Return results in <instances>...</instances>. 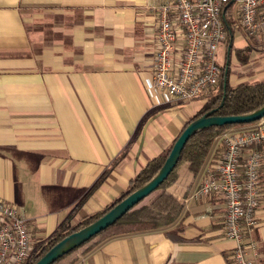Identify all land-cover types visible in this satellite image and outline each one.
Masks as SVG:
<instances>
[{"label":"crops","instance_id":"1","mask_svg":"<svg viewBox=\"0 0 264 264\" xmlns=\"http://www.w3.org/2000/svg\"><path fill=\"white\" fill-rule=\"evenodd\" d=\"M162 2L0 0V198L22 209L36 243L114 204L205 106L209 94L180 101L154 84ZM227 35L218 61L231 86L264 82V36L236 27ZM223 135L197 176L184 164L168 188L184 207L172 227L181 224V242L163 230L118 236L77 264H232L224 199L194 198L224 151ZM260 174L264 183V165ZM256 216L264 264V195Z\"/></svg>","mask_w":264,"mask_h":264},{"label":"built area","instance_id":"2","mask_svg":"<svg viewBox=\"0 0 264 264\" xmlns=\"http://www.w3.org/2000/svg\"><path fill=\"white\" fill-rule=\"evenodd\" d=\"M226 12L248 38L264 36V0H163L157 9L153 70L161 95L193 101L216 90L222 75L218 52L228 38ZM222 143L223 153L194 198L222 197L224 232L236 243L232 264H260L255 229L264 195V118L230 129ZM44 243L34 240L22 209L0 198V264H28Z\"/></svg>","mask_w":264,"mask_h":264},{"label":"trees","instance_id":"3","mask_svg":"<svg viewBox=\"0 0 264 264\" xmlns=\"http://www.w3.org/2000/svg\"><path fill=\"white\" fill-rule=\"evenodd\" d=\"M224 22L227 32L228 30H233L235 27L228 12L224 15ZM226 66V64L225 66H221L222 75L218 87L209 94L203 109L189 123L186 124L183 131L186 130L193 121L200 119L208 113H213L212 115L216 117L240 116L252 113L264 106V82L241 84L233 87L229 82V74L227 73L228 71ZM222 102L224 103L221 106ZM216 109L217 111H215ZM239 126L247 125L211 127L198 132L188 141L184 151L182 152L178 165L159 188L136 204L115 225L94 236L88 242L72 250L53 264H77L81 257L89 255L107 240L123 235L163 230L165 231L164 236L167 239L173 242H181V240H183L181 238V224L174 228L172 227L178 222L184 207L169 194L168 188L177 183L179 170L184 164H189L190 171L197 176L203 168L215 140L222 136L226 131ZM173 146L160 156L150 161L130 182L129 190L123 193L114 204L106 207L101 212L80 221L76 226L64 225L60 227L55 234L47 240V242L42 244V248L38 247V251L40 250L39 253L36 251L31 256L28 264H36L53 247L65 238L93 224L131 194L152 181L162 169ZM126 153L127 151H123L119 155V157L111 165V168L107 169V171L99 178L97 183L89 191L87 197L94 193L101 186V184L105 182L112 167L122 161L126 157ZM154 194L155 196L150 201L146 202L147 198Z\"/></svg>","mask_w":264,"mask_h":264},{"label":"water","instance_id":"4","mask_svg":"<svg viewBox=\"0 0 264 264\" xmlns=\"http://www.w3.org/2000/svg\"><path fill=\"white\" fill-rule=\"evenodd\" d=\"M223 103L224 102H222L221 106L223 105ZM215 111H217V109ZM212 114L213 113H208L200 119L193 121L187 127V129L181 133L162 169L152 181L131 194L124 201L115 206L110 212H108L105 216H103L93 224L65 238L63 241L53 247L36 264H53L72 250L88 242L94 236L115 225L136 204L149 196L163 184V182L170 176V174L178 165L182 152L184 151L188 141L198 132L209 129L211 127L249 125L256 123L264 118V106L252 113L240 116L216 117Z\"/></svg>","mask_w":264,"mask_h":264},{"label":"rangeland","instance_id":"5","mask_svg":"<svg viewBox=\"0 0 264 264\" xmlns=\"http://www.w3.org/2000/svg\"><path fill=\"white\" fill-rule=\"evenodd\" d=\"M245 127H248V125L247 126H239V127H236V129H245ZM232 129H234V128H232ZM228 131H230V130H228ZM154 196H155V194L152 195V196H150L149 198H147L146 202L150 201Z\"/></svg>","mask_w":264,"mask_h":264}]
</instances>
